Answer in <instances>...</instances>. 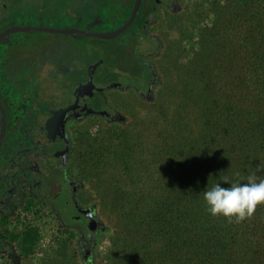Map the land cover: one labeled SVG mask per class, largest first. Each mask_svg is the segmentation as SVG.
<instances>
[{"label":"rangeland","instance_id":"1","mask_svg":"<svg viewBox=\"0 0 264 264\" xmlns=\"http://www.w3.org/2000/svg\"><path fill=\"white\" fill-rule=\"evenodd\" d=\"M218 1L222 4L224 0ZM214 2L157 3L152 22L146 26L148 35L156 40V47L145 41L138 46L157 79L155 84L154 81L149 84L148 90L145 85L140 86L141 81L131 80L132 86H126L127 78L123 75L118 82L113 81L106 70L109 66H105L106 51L127 42L131 30L112 39L31 31L22 35L23 40L17 45H1L0 62H5L6 74L0 76V91L11 98V109L47 112L45 143L49 149L48 141L55 143V137H60L63 114L70 110L88 114L70 120L66 128L65 171L76 184L73 198L64 194L68 191L66 186H60L55 203L32 195L25 188L15 209L0 219V264H112L119 258L125 241L128 243V238L135 236L129 225L133 222L129 221L143 205V194L148 191L154 196L155 176L168 170V159L162 161L166 167L160 164L161 144L170 141L159 136L167 125L162 111L170 117L175 108H208V99L214 101L210 108H218L221 91L217 85L210 88L204 84L205 89L186 87L188 69L199 48L197 38L214 20L210 12ZM226 2L231 5L233 19L234 3ZM40 6L35 9L29 4L21 10L9 7L6 18L14 21L11 25L89 27L91 31L98 29L95 32L114 29L109 23L96 27L99 19L86 20L93 13H81L79 7L74 12L66 8V18L60 22L56 17L59 11L55 10V17L50 18L43 2ZM61 11L64 12L62 8ZM103 102L114 112L112 116L96 113L101 111ZM164 155L169 156L168 151ZM5 165L2 160L0 198L11 191L8 183L13 172L5 171ZM13 175L25 179L22 173ZM63 199L74 200L93 213L97 227L88 246L81 245L78 230L87 220L80 217L79 223L66 224L69 221L66 218L71 219L78 212L58 203ZM25 233L32 244L23 243ZM12 235L16 237L12 239ZM25 246L28 253L23 250Z\"/></svg>","mask_w":264,"mask_h":264},{"label":"trees","instance_id":"2","mask_svg":"<svg viewBox=\"0 0 264 264\" xmlns=\"http://www.w3.org/2000/svg\"><path fill=\"white\" fill-rule=\"evenodd\" d=\"M167 1L142 0L133 23L121 34L131 30L130 39L106 51L105 66L109 65L106 70L113 81L123 75L126 86H132L131 80L141 81L147 90L152 81L155 84L152 67L144 62L138 46L145 41L156 47L146 26L152 22L157 3ZM226 1L215 0L210 8L214 20L197 38V58L190 63L186 86L217 85L221 91L218 108H210L214 101L208 99V108H175L170 117L162 111L167 125L159 136L170 141L161 144L160 164L166 167L162 161L168 159V170L155 176L154 196L148 191L143 194V205L129 221L135 236L125 241L112 264H264V204L237 223L212 216L203 199L205 190L215 183L227 186L224 179L235 180L236 173L243 182L249 175L264 179V0H229L236 11L233 19ZM41 2L50 18L59 11L60 22L66 18V8L74 12L79 7L81 13H93L86 20L99 19L96 27L109 23L115 29L129 17L134 0H0V32L14 22L6 18L9 7L21 10L33 4L40 9ZM26 33L8 35L0 47L17 45ZM4 63L0 62V76L6 74ZM0 96L7 116L2 152L10 149L13 106L8 95L0 91ZM102 104L96 113H109L107 103ZM166 151L169 156L164 155ZM78 228L80 234L85 230L81 225ZM28 237L25 233L23 243L30 245L33 241ZM23 250L29 251L27 246Z\"/></svg>","mask_w":264,"mask_h":264},{"label":"flooded vegetation","instance_id":"3","mask_svg":"<svg viewBox=\"0 0 264 264\" xmlns=\"http://www.w3.org/2000/svg\"><path fill=\"white\" fill-rule=\"evenodd\" d=\"M17 109L19 108L12 109L13 119L11 121L12 137L9 146L10 149H3L0 152V162L2 160L6 162L4 166L5 171L13 172V174L15 172L22 173L25 175V179L23 178L24 176L13 174L9 177L11 180L8 186L11 191L10 193L3 194L0 198V219H3L7 213L15 209L14 207L22 200V192L25 188L32 195L45 198L46 200L49 199L52 203H55L54 196H59L60 186H66L68 191L64 194L66 195L68 193L70 194L69 197L73 198L76 191V184L67 177L65 171L68 156V135L66 128L70 120L78 119L88 114L79 110L66 112L61 118L60 137H55V143L52 140L48 141L50 142L48 145L50 144L51 146L49 149L45 143V138L48 135V132L45 130L47 112L42 111L44 112L42 113L28 109L24 112ZM109 110V113L104 114L105 117L114 114L111 108ZM55 127L57 129V126ZM58 203L63 207L76 209L78 213L70 216L72 217L70 220L73 222L79 223L80 217L87 220V224L83 225L85 226V230L80 236L81 245L88 246L92 239V234L97 227L96 219H94L91 210L81 208L74 200L63 199L59 200ZM65 223L68 225L71 224L69 222Z\"/></svg>","mask_w":264,"mask_h":264},{"label":"clouds","instance_id":"4","mask_svg":"<svg viewBox=\"0 0 264 264\" xmlns=\"http://www.w3.org/2000/svg\"><path fill=\"white\" fill-rule=\"evenodd\" d=\"M235 175V180L224 179L227 186L213 184L203 192V199L212 216H223L239 223L250 218L258 205L264 204V179L249 175L247 182H243L239 173Z\"/></svg>","mask_w":264,"mask_h":264},{"label":"water","instance_id":"5","mask_svg":"<svg viewBox=\"0 0 264 264\" xmlns=\"http://www.w3.org/2000/svg\"><path fill=\"white\" fill-rule=\"evenodd\" d=\"M142 0H134L131 13L127 20L117 28L105 31V32H95L91 31L87 28L81 29L78 27H71V28H50L44 26H36V25H10L3 29L0 32V43L10 34L16 32H30V31H42L46 33H57V34H80L86 35L90 37H96L101 39H112L116 38L121 35L134 21L137 11L140 7ZM6 110L3 105L1 96H0V148L3 143V139L6 135V128H7V120H6Z\"/></svg>","mask_w":264,"mask_h":264},{"label":"crops","instance_id":"6","mask_svg":"<svg viewBox=\"0 0 264 264\" xmlns=\"http://www.w3.org/2000/svg\"><path fill=\"white\" fill-rule=\"evenodd\" d=\"M63 115H64V114H63ZM63 115H62V116H63ZM61 118H62V117H61Z\"/></svg>","mask_w":264,"mask_h":264}]
</instances>
